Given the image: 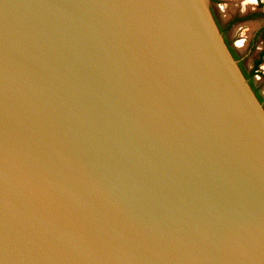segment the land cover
Masks as SVG:
<instances>
[{
    "label": "water",
    "instance_id": "water-1",
    "mask_svg": "<svg viewBox=\"0 0 264 264\" xmlns=\"http://www.w3.org/2000/svg\"><path fill=\"white\" fill-rule=\"evenodd\" d=\"M0 264H264V107L210 0H0Z\"/></svg>",
    "mask_w": 264,
    "mask_h": 264
},
{
    "label": "rangeland",
    "instance_id": "rangeland-1",
    "mask_svg": "<svg viewBox=\"0 0 264 264\" xmlns=\"http://www.w3.org/2000/svg\"><path fill=\"white\" fill-rule=\"evenodd\" d=\"M211 4L220 21L224 22L228 16L236 13L244 14L249 12L250 9L255 8L256 0H213ZM260 8L264 11V0L263 6ZM261 24H264V12L260 16L236 22L227 32L237 54L246 57L244 63L247 68H249L252 59L258 54V51L261 48V41H256V44L253 47L249 46L250 39ZM260 68L263 72L259 75H255L253 81L259 86L260 91L264 96V57Z\"/></svg>",
    "mask_w": 264,
    "mask_h": 264
},
{
    "label": "flooded vegetation",
    "instance_id": "flooded-vegetation-1",
    "mask_svg": "<svg viewBox=\"0 0 264 264\" xmlns=\"http://www.w3.org/2000/svg\"><path fill=\"white\" fill-rule=\"evenodd\" d=\"M212 1L213 0H210V9H211L213 17L216 21V24H217L219 30L221 31V33L223 35L224 41L227 44V46H228L230 52L232 53L233 57L235 59H237L238 65H239L242 73L247 78L250 87L252 88L256 97L262 103V105L264 107V96L262 95L259 86H257L253 81V77L255 75H259L263 72L260 68V65H261V62H262L263 57H264V24L259 25V27L256 29L253 37L249 41L250 47H253L256 44V41H261V48L258 51V54L252 59V62H251V65L249 66V68H247L245 63H244V60L246 57L239 56L237 54V52L234 49V47H233V45L229 39V36L227 34V32L232 28L233 24H235L236 22H240V21L246 20L248 18H253V17H257V16L262 15V13L264 11L260 7L263 6V0H256L255 8L250 9L249 12H246L244 14H239V13L233 14L231 16H228L224 22H221L220 19L218 18V16L215 14V11H214L213 6L211 4Z\"/></svg>",
    "mask_w": 264,
    "mask_h": 264
}]
</instances>
